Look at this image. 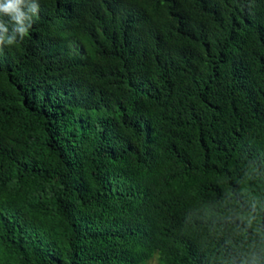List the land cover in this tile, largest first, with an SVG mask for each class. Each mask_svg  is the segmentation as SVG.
<instances>
[{"label": "trees", "instance_id": "obj_1", "mask_svg": "<svg viewBox=\"0 0 264 264\" xmlns=\"http://www.w3.org/2000/svg\"><path fill=\"white\" fill-rule=\"evenodd\" d=\"M39 4L0 53V264H207L179 228L264 159V0Z\"/></svg>", "mask_w": 264, "mask_h": 264}, {"label": "clouds", "instance_id": "obj_2", "mask_svg": "<svg viewBox=\"0 0 264 264\" xmlns=\"http://www.w3.org/2000/svg\"><path fill=\"white\" fill-rule=\"evenodd\" d=\"M39 12V0H0V53L29 36ZM237 169L220 173L211 198L194 200L180 224L207 264H264V159L242 157Z\"/></svg>", "mask_w": 264, "mask_h": 264}, {"label": "rangeland", "instance_id": "obj_3", "mask_svg": "<svg viewBox=\"0 0 264 264\" xmlns=\"http://www.w3.org/2000/svg\"><path fill=\"white\" fill-rule=\"evenodd\" d=\"M149 264H155V259H152Z\"/></svg>", "mask_w": 264, "mask_h": 264}]
</instances>
